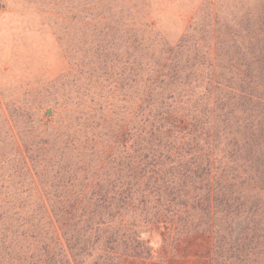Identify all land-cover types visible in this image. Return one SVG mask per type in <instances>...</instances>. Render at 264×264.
<instances>
[{
	"label": "trees",
	"instance_id": "obj_1",
	"mask_svg": "<svg viewBox=\"0 0 264 264\" xmlns=\"http://www.w3.org/2000/svg\"><path fill=\"white\" fill-rule=\"evenodd\" d=\"M262 16L213 54L118 59L111 130L27 136L35 177L22 161L0 181V262L147 264L208 240L209 264H264Z\"/></svg>",
	"mask_w": 264,
	"mask_h": 264
},
{
	"label": "rangeland",
	"instance_id": "obj_2",
	"mask_svg": "<svg viewBox=\"0 0 264 264\" xmlns=\"http://www.w3.org/2000/svg\"><path fill=\"white\" fill-rule=\"evenodd\" d=\"M262 15L264 0H0L1 183L22 161L26 178L35 177L24 146L30 134L37 142L56 132L80 134L83 124L111 130L127 115L118 59L163 58L182 40L213 54L246 18ZM51 110L53 125L40 124ZM209 245L147 264H209Z\"/></svg>",
	"mask_w": 264,
	"mask_h": 264
}]
</instances>
